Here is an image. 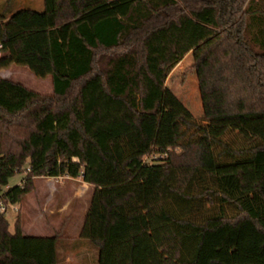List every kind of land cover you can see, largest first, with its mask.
<instances>
[{
  "label": "trees",
  "instance_id": "1",
  "mask_svg": "<svg viewBox=\"0 0 264 264\" xmlns=\"http://www.w3.org/2000/svg\"><path fill=\"white\" fill-rule=\"evenodd\" d=\"M16 1L0 67L54 92L0 76V199L80 177L97 264H264V0ZM190 52L204 122L167 84ZM10 224L1 209L0 264H61L60 234Z\"/></svg>",
  "mask_w": 264,
  "mask_h": 264
},
{
  "label": "rangeland",
  "instance_id": "2",
  "mask_svg": "<svg viewBox=\"0 0 264 264\" xmlns=\"http://www.w3.org/2000/svg\"><path fill=\"white\" fill-rule=\"evenodd\" d=\"M17 2L19 7L30 6L38 10L44 8L43 0ZM2 71L7 78L19 81L44 95H52L54 92L51 75L40 78L31 70L16 64L5 67ZM167 84L197 120L204 122L202 96L192 52L177 64L168 77ZM233 135L236 136L237 132ZM230 137L234 138L232 135ZM155 155L152 153L146 157L150 159ZM24 175L25 168L18 170L3 188L23 182ZM77 178H69L67 175L35 176L32 189L24 194L23 199L7 204L6 215L10 219L11 230L14 229L15 222L20 220L22 228L28 233L60 234L64 239L60 243V253L65 257L61 264H97V248L85 239H76L93 189L92 185ZM67 255H70L68 261Z\"/></svg>",
  "mask_w": 264,
  "mask_h": 264
},
{
  "label": "crops",
  "instance_id": "3",
  "mask_svg": "<svg viewBox=\"0 0 264 264\" xmlns=\"http://www.w3.org/2000/svg\"><path fill=\"white\" fill-rule=\"evenodd\" d=\"M17 2V1H16ZM17 4H18V2H17ZM3 70V68H0V76H3V77H6V75H4V73H2V72H4V71H2ZM77 179H79V180H82V179H80V178H77ZM84 183H87V184H89L87 181H85V180H82ZM69 257H70V255H67V257H66V260L68 261V259H69ZM63 258H65L64 256H62V259H61V262L63 261Z\"/></svg>",
  "mask_w": 264,
  "mask_h": 264
},
{
  "label": "built area",
  "instance_id": "4",
  "mask_svg": "<svg viewBox=\"0 0 264 264\" xmlns=\"http://www.w3.org/2000/svg\"><path fill=\"white\" fill-rule=\"evenodd\" d=\"M1 209H7V204L4 202L2 198L0 199V210Z\"/></svg>",
  "mask_w": 264,
  "mask_h": 264
}]
</instances>
